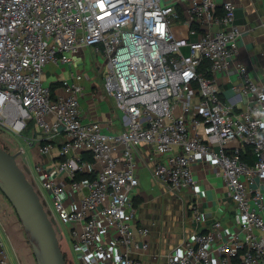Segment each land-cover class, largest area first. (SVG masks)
<instances>
[{
    "label": "built area",
    "instance_id": "1",
    "mask_svg": "<svg viewBox=\"0 0 264 264\" xmlns=\"http://www.w3.org/2000/svg\"><path fill=\"white\" fill-rule=\"evenodd\" d=\"M234 9L216 0H0V130L31 132L26 142L43 154L58 145L54 171L35 163L36 177L26 175L62 242L55 219L67 225L78 264H143L137 254L148 249L150 232L137 224L129 196L143 147L152 176L171 192L196 191L192 163L208 157L233 204L232 234L216 220L186 237L167 264H264V85L234 62L241 37ZM85 47L106 68L104 91L122 113L120 133L83 120V73L70 72L61 94L43 83L48 63L70 64ZM222 73L234 75L243 108L222 96ZM244 147L252 164L242 160ZM61 177L77 205L69 206ZM199 209L191 206L196 222ZM0 264H10L1 241Z\"/></svg>",
    "mask_w": 264,
    "mask_h": 264
},
{
    "label": "crops",
    "instance_id": "2",
    "mask_svg": "<svg viewBox=\"0 0 264 264\" xmlns=\"http://www.w3.org/2000/svg\"><path fill=\"white\" fill-rule=\"evenodd\" d=\"M216 1L219 4L229 1L235 7L234 23L241 31V37L234 62L245 65L250 70L252 78L264 85V29L262 26L264 0ZM175 30L178 35L186 34L184 28L176 27ZM185 51L188 52L186 49ZM75 71L84 74L80 81L83 87L80 96V111L83 120L99 122L107 133L124 131L122 113L118 110L112 96L104 91L106 68L91 47L80 50L73 56L70 64L48 63L44 68L43 83L50 86L54 94H61L62 80L70 77V72ZM234 78L231 73H222L217 75V82L221 87L222 96L227 101L236 104L237 109H241L244 101L235 96L231 89ZM8 135L11 134L8 133ZM30 136L31 132H26L22 138L27 140ZM60 140V137H56L54 142L57 143ZM7 144L12 147L10 143ZM27 145L29 154L27 155V152L23 150L22 157L19 158L29 178H32L31 165L35 163H41L50 172L54 171L56 164L61 160L58 145H54L48 154L41 153L36 145L28 143ZM148 156L149 152L145 147L138 151L136 173L139 185L129 194L137 210V224L148 228L150 232L146 238L149 242L148 249L137 254L143 264H167L168 254L173 252L186 237L196 231H208L216 220L222 222L226 235L233 233V204L213 161L208 157L201 159L197 157L192 163L191 170L198 182L196 191H179L171 194L167 193V190L152 176V161ZM241 157L249 164L254 161V157L246 147L242 149ZM88 179L89 177L85 174L77 175L78 181L85 182ZM58 181L65 184L66 193L72 200L69 206L77 205L78 196L76 195L78 194L72 190L70 181L64 178L62 180V177ZM260 186L264 190V184ZM195 204L200 208L202 217L200 222L193 220L191 206ZM4 205L5 201L0 195V212ZM55 222L60 230L62 226H65L67 230V225L57 219ZM3 224H5L4 217L0 214V241L4 244L10 264H29L34 254L32 255L25 246L15 248Z\"/></svg>",
    "mask_w": 264,
    "mask_h": 264
},
{
    "label": "water",
    "instance_id": "3",
    "mask_svg": "<svg viewBox=\"0 0 264 264\" xmlns=\"http://www.w3.org/2000/svg\"><path fill=\"white\" fill-rule=\"evenodd\" d=\"M0 191L23 221L38 264H67L53 221L49 218L38 190L11 155L0 147Z\"/></svg>",
    "mask_w": 264,
    "mask_h": 264
},
{
    "label": "rangeland",
    "instance_id": "4",
    "mask_svg": "<svg viewBox=\"0 0 264 264\" xmlns=\"http://www.w3.org/2000/svg\"><path fill=\"white\" fill-rule=\"evenodd\" d=\"M182 51H183V53H186L185 49H183ZM6 142L10 143V145L12 147H10ZM13 146L16 147V148H14ZM0 147L2 149L6 150L11 155H15V156L18 154L17 151H18L19 147L22 150L26 151L27 155L30 152L28 150L29 148H28L26 139H24L22 137L14 136V135L13 136L12 135L9 136L8 133L3 132V131H0ZM26 152H25V154H26ZM19 157H22V156L20 154H18V156L16 158L17 159V163L20 165V167L22 169H24L23 168V163L21 162ZM30 170H31V174L34 177H36L37 174L35 172L33 164L31 165V169ZM167 193L176 194L177 192H171V191L167 190ZM0 195L3 197V199L5 201V205L1 207L2 211L0 212V214H3L4 221H5V224H3V225H4L5 229L8 232L7 234L9 236V239L12 241L13 245L15 246V248L16 247L25 246L26 248L29 249V251H30V253L32 255L34 254L33 255L34 258L32 260H29V264H38V261L35 258V253H34V250H33L32 243H31V241H30V239L28 237V234L26 232V229H25V226L23 224L22 219L20 218V216L17 213V211L15 210V208L12 206L11 202L4 196V194L1 191H0ZM45 196H46V194H45ZM47 201H48V198H47ZM48 203H49V201H48ZM49 206H50V203H49ZM61 230H62V236H63L62 244L66 248V250H64V256L66 258V262H67V264H78L79 263L78 259L74 255V253L72 252V250L70 248V241L68 239V232H67L65 226H62ZM63 246H61L62 247L61 249H63Z\"/></svg>",
    "mask_w": 264,
    "mask_h": 264
},
{
    "label": "trees",
    "instance_id": "5",
    "mask_svg": "<svg viewBox=\"0 0 264 264\" xmlns=\"http://www.w3.org/2000/svg\"><path fill=\"white\" fill-rule=\"evenodd\" d=\"M249 149V148H248ZM84 158L85 159H89V160H91V157L89 156V155H87V154H85L84 155ZM53 225H54V228H55V230H56V234H57V237H58V240H59V244H60V247L62 246V237H61V235H60V232L58 231V228H57V226L54 224V222H53ZM62 248V247H61ZM62 250V252H63V255H64V250H66V248L63 246V249H61ZM64 258H65V256H64ZM65 260H66V258H65Z\"/></svg>",
    "mask_w": 264,
    "mask_h": 264
}]
</instances>
